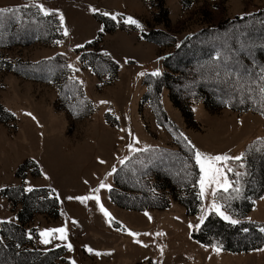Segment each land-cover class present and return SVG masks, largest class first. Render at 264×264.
<instances>
[{"label": "rangeland", "instance_id": "1", "mask_svg": "<svg viewBox=\"0 0 264 264\" xmlns=\"http://www.w3.org/2000/svg\"><path fill=\"white\" fill-rule=\"evenodd\" d=\"M30 4L42 5L48 15L56 16L61 38L19 43L29 35L18 32L10 12L0 18V260L11 264L20 259H29L30 264H264L254 251L264 246L216 251V246L193 240L191 230L209 213L200 207L188 215L168 194L166 205L159 208L129 209L109 198L116 169L135 152L176 149L148 101L140 102L147 92V78L164 72V58L185 39L251 15L264 8V0H0V9ZM129 17L140 27L126 24ZM9 19L17 27L10 29ZM42 39L48 40L46 35ZM233 39L237 38L223 40L222 49L227 52ZM242 42L241 53L251 55V46ZM101 54L117 66L113 79L111 66ZM226 62L234 68H222L223 73H240L235 61ZM188 88L182 87L181 97L192 95ZM221 95L214 92L215 98ZM147 98L155 97L150 93ZM158 101L191 143L194 162L195 144L197 150L242 157L246 144L264 137L260 113L226 106L207 109L202 101L193 100L191 118L186 119L165 89ZM157 157L159 162L154 153L147 154L153 169L179 171L173 158ZM198 180L199 169L197 186ZM136 181L142 189L152 184L150 176ZM101 183L106 187L100 188ZM145 192L151 199L156 194L150 188ZM126 195L131 200L137 194ZM85 196H98L111 220L95 200L76 199ZM220 210L228 220L215 210L210 212L225 222L239 220L222 205ZM61 227L66 240L41 242V232Z\"/></svg>", "mask_w": 264, "mask_h": 264}, {"label": "trees", "instance_id": "2", "mask_svg": "<svg viewBox=\"0 0 264 264\" xmlns=\"http://www.w3.org/2000/svg\"><path fill=\"white\" fill-rule=\"evenodd\" d=\"M8 9L14 10L9 16L16 19L18 32L21 29L22 33L29 35L23 37L27 40L22 39L19 43L48 42L61 38L60 27L54 14L43 15L34 4ZM8 22L10 29L17 27L13 19H9ZM43 35H46L48 40H43ZM220 35L225 37H219ZM230 36L237 39L228 43L226 52L221 44L223 40L228 41ZM242 40L251 46V55L241 53L245 45ZM235 54L238 57H234ZM101 56L103 61L111 66L109 77L113 79L117 71L116 64L104 54ZM227 60L235 61L240 73L238 71L223 73L222 68H228L229 71L234 68V65L227 64ZM79 62L83 63V59L79 58ZM162 63L164 72L155 78L149 77L147 82H144L147 92L140 98V102L148 101L155 120L170 133L176 149L152 148L149 151L135 152L116 169L109 198L113 203L124 208H159L166 205L165 194H168L184 207L186 214L192 215L197 212L200 204L197 186L198 169L193 160L194 149L187 137L165 115L158 101L159 94L165 89L172 105L177 107L186 119L191 118L190 103L193 100L202 101L207 109L226 106L232 110H248L264 115V93L261 92L264 87V8L248 16L235 17L185 39L164 58ZM214 74L220 75L214 77ZM183 86H188L192 95L181 97ZM214 92H221L222 95L215 98ZM150 93L155 97L153 101L147 98ZM262 142L264 137L252 140L245 145L242 159H229L223 162L231 188L227 192L217 190L218 195L215 198L230 215L239 219L238 222L236 224L225 222L214 212H209L199 227L191 230L190 237L193 240L230 252L247 251L264 246V231H262L264 223L244 220L254 200L264 192V143ZM149 153L155 154V162H159L160 158L157 156L173 158L179 171L170 174L161 168L153 169L147 159ZM228 168L232 171L228 172ZM145 176L152 178V184L150 187L146 186L147 182L144 181L146 188L142 189V183L136 180H141ZM147 188L155 191L154 198H149L145 192ZM236 188L240 191L236 192L234 190ZM129 191L137 194L131 200L126 197V192ZM9 245L11 251H14L13 244L9 243ZM0 264L11 263H7L6 259L0 260ZM15 264H30V262L29 259H20Z\"/></svg>", "mask_w": 264, "mask_h": 264}, {"label": "snow or ice", "instance_id": "3", "mask_svg": "<svg viewBox=\"0 0 264 264\" xmlns=\"http://www.w3.org/2000/svg\"><path fill=\"white\" fill-rule=\"evenodd\" d=\"M39 9V11L43 12L44 15H48L49 13L43 8L42 5H34ZM14 11L13 9H0V18H2L3 14L6 12H12ZM115 19V17H113ZM63 20V17H61V21ZM126 24H132L136 25V27H140L138 22L131 17L127 18L124 21ZM67 35V31L64 33ZM69 68H71V65H68ZM143 75V73H141ZM152 75H159V72H154ZM261 92L264 93V87H262ZM101 103H106L102 101ZM264 143V142H262ZM195 161L196 164L199 166L200 170V178H199V185H200V193L199 195L201 197L204 196L205 192L211 185H216L217 188H222L223 191L227 192L231 188L230 182L227 180L224 169L219 167L218 165L221 164L222 162H227L229 159H235V160H240L242 157H233L230 158L228 156H207L205 154L200 153L199 151L195 152ZM123 163V161H121ZM228 172H231L232 169L228 168ZM221 177H224L223 182H221ZM106 185L104 183L100 184V188H104ZM217 188H212V195L213 197H216L218 195ZM236 192H239V188L234 189ZM28 191H31V189H28ZM95 191H99V189H96ZM69 199H72L71 197ZM76 199L80 200L82 203L86 200H95L97 205L100 208V211L105 215V217H108L109 220H111L110 214L107 212V210L103 207L102 204H100V200L98 196H85V197H77ZM211 207L216 211L218 215L223 217V219L228 220L229 217L225 216L224 213L220 210V208L216 204H212ZM201 222H203V217H201ZM238 221L236 220H231L232 224H236ZM191 227V225H190ZM196 227H199L197 225ZM246 231V230H245ZM264 231V229H262ZM55 233H59V236H55ZM130 235H135L134 233H129ZM42 239L41 242L44 244L50 243V239H60V240H66V230L65 228H57V229H47L43 232L40 233ZM68 250L72 249V245L68 244L67 245ZM91 251V249H89ZM216 251H219V248L216 249Z\"/></svg>", "mask_w": 264, "mask_h": 264}, {"label": "crops", "instance_id": "4", "mask_svg": "<svg viewBox=\"0 0 264 264\" xmlns=\"http://www.w3.org/2000/svg\"><path fill=\"white\" fill-rule=\"evenodd\" d=\"M195 143L196 142L194 141L193 144H195ZM198 147H199L198 145H196V144L194 145L195 152L196 151H199L202 154H205L206 153L210 157H213V156H225L226 155V154H224V152H221V153H209V152H205L202 147H201L200 150H197ZM227 156L233 158V156H231L229 154ZM240 156H241V154L237 155L236 157H240ZM218 166L221 167V168H223L222 163L219 164ZM197 167L199 169V166L198 165H197ZM199 178H200V170H199ZM223 179H224V177H221V182H223ZM198 187H199V191H200L199 180H198ZM212 188H217V186L216 185L209 186V188L205 192L204 196L203 197L200 196L201 203H200V206L199 207H200V209L202 208V210L204 209L205 210V213H208L210 211H214V209L211 207L212 204H216L218 207L221 208V205L218 203V201L212 195ZM217 190H223V189L222 188H217ZM245 220H247V221L264 222V192L262 193L261 196H259L257 199L254 200L253 206L247 212L246 217H245ZM254 251H256V254L258 255L257 259H260L261 261H264V247L254 249Z\"/></svg>", "mask_w": 264, "mask_h": 264}]
</instances>
